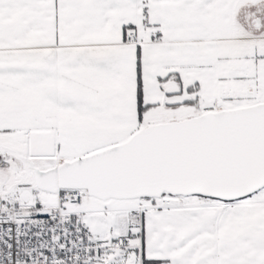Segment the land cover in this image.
I'll use <instances>...</instances> for the list:
<instances>
[{
	"label": "snow or ice",
	"instance_id": "snow-or-ice-1",
	"mask_svg": "<svg viewBox=\"0 0 264 264\" xmlns=\"http://www.w3.org/2000/svg\"><path fill=\"white\" fill-rule=\"evenodd\" d=\"M0 264H264V0H0Z\"/></svg>",
	"mask_w": 264,
	"mask_h": 264
}]
</instances>
